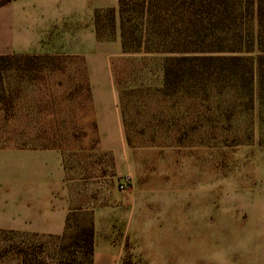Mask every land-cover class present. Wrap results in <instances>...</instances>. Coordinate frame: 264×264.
Segmentation results:
<instances>
[{"label": "rangeland", "instance_id": "rangeland-1", "mask_svg": "<svg viewBox=\"0 0 264 264\" xmlns=\"http://www.w3.org/2000/svg\"><path fill=\"white\" fill-rule=\"evenodd\" d=\"M14 1L0 0V27H12ZM68 7L79 9L70 22L86 26V53H34L59 57L31 62L13 109H0V198L11 195L16 152L55 149L63 156L73 208L110 206L122 215V264H207V251L231 249L241 232L256 234L257 201L264 199V99L257 95V73L253 98L248 82L222 92L214 88L194 102L184 94H160L162 59L135 67L128 58L142 55L122 53L118 18L112 28L105 12L118 0H71ZM96 11L102 17L100 49L89 45ZM249 23L248 54L257 56L264 19L262 27L256 14ZM93 50L99 59L88 61ZM12 52L10 32L0 37V54ZM91 62L111 69L123 146L107 141L98 123ZM10 80H18L17 72ZM210 233L217 235L214 241ZM59 246L53 235L0 228V264H27L25 258L28 264H55Z\"/></svg>", "mask_w": 264, "mask_h": 264}, {"label": "trees", "instance_id": "trees-1", "mask_svg": "<svg viewBox=\"0 0 264 264\" xmlns=\"http://www.w3.org/2000/svg\"><path fill=\"white\" fill-rule=\"evenodd\" d=\"M112 28L120 30L124 55L136 65L153 57L162 59L163 95H186L194 102L211 90L225 91L238 83L252 85L257 73V95L264 99V31L258 38L257 56L249 55L250 23L264 19V0H118L105 10ZM101 13L95 12L97 38L101 37ZM115 30V29H114ZM57 54H0V109H13L23 78L39 59L52 61ZM17 72L18 80L10 77ZM202 86V87H201ZM186 100V102H187ZM60 241L55 264H92L95 247L94 209L73 208L66 229L53 235ZM25 263L28 260L25 258Z\"/></svg>", "mask_w": 264, "mask_h": 264}, {"label": "crops", "instance_id": "crops-1", "mask_svg": "<svg viewBox=\"0 0 264 264\" xmlns=\"http://www.w3.org/2000/svg\"><path fill=\"white\" fill-rule=\"evenodd\" d=\"M15 0L12 27L4 22L0 37L13 38L12 53L37 52L86 53V26L70 22L78 8L69 9L71 0ZM77 3V0H72ZM67 7V8H66ZM11 28V29H10ZM89 45L99 46L94 26L88 32ZM11 40L8 42L10 43ZM100 51L85 55L88 61L99 59ZM90 65L91 85L95 94L98 123L107 131V141L124 140L120 132L122 115L111 69ZM115 129L113 133L110 131ZM133 154L131 152V155ZM14 177L11 195L0 198V228L61 235L66 229L68 214L73 209L65 189V167L59 150H22L15 153ZM127 205V204H126ZM131 205V204H130ZM133 212H130V217ZM122 215L110 206L94 208L95 247L92 264H122L126 254L125 236L122 234ZM121 229V232L120 230ZM214 235V236H213ZM241 238L232 240L231 249L223 246L207 251V264H264V199L257 201V233L241 232ZM214 241L216 234H208ZM239 237V236H238Z\"/></svg>", "mask_w": 264, "mask_h": 264}, {"label": "built area", "instance_id": "built-area-1", "mask_svg": "<svg viewBox=\"0 0 264 264\" xmlns=\"http://www.w3.org/2000/svg\"><path fill=\"white\" fill-rule=\"evenodd\" d=\"M126 185H127V182L124 181V183H123L121 186H122V188L124 189V188L126 187Z\"/></svg>", "mask_w": 264, "mask_h": 264}]
</instances>
